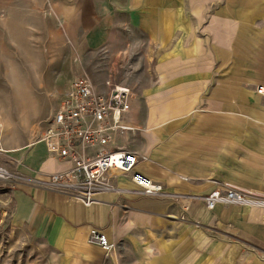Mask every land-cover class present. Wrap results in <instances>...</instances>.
<instances>
[{"label": "crops", "instance_id": "obj_1", "mask_svg": "<svg viewBox=\"0 0 264 264\" xmlns=\"http://www.w3.org/2000/svg\"><path fill=\"white\" fill-rule=\"evenodd\" d=\"M49 6L69 43L106 59L97 90L110 80L135 91L124 118L133 130L109 147L132 152L135 171L163 188L144 195L109 171L113 189L86 207L46 185L71 165L40 138L2 151L19 153L13 225L40 238L54 264H264V208L209 210L203 200L223 185L264 196V97L254 90L264 85V0ZM91 229L115 245L109 254L89 241Z\"/></svg>", "mask_w": 264, "mask_h": 264}, {"label": "rangeland", "instance_id": "obj_2", "mask_svg": "<svg viewBox=\"0 0 264 264\" xmlns=\"http://www.w3.org/2000/svg\"><path fill=\"white\" fill-rule=\"evenodd\" d=\"M49 2L0 0V172L7 175H0V264H54L40 238L11 222V191L20 168L12 156L19 153L2 151L41 138L74 77H108L103 54L69 43Z\"/></svg>", "mask_w": 264, "mask_h": 264}, {"label": "built area", "instance_id": "obj_3", "mask_svg": "<svg viewBox=\"0 0 264 264\" xmlns=\"http://www.w3.org/2000/svg\"><path fill=\"white\" fill-rule=\"evenodd\" d=\"M104 86L106 89L99 91L88 77H74L61 93L40 139L48 155L71 165L67 171L52 174L46 185L86 207L96 202L99 191L113 189L109 171L127 175L144 195L160 194L163 188L135 171L138 159L132 152L109 147L113 135L123 136L133 130L124 118L131 112L136 93L110 80ZM254 90L264 97V85ZM203 200L209 210L217 204L264 208V196L228 185L213 189ZM89 241L106 255L115 248L98 229H91Z\"/></svg>", "mask_w": 264, "mask_h": 264}, {"label": "bare ground", "instance_id": "obj_4", "mask_svg": "<svg viewBox=\"0 0 264 264\" xmlns=\"http://www.w3.org/2000/svg\"><path fill=\"white\" fill-rule=\"evenodd\" d=\"M1 151H2V150H1ZM0 175H1V176H3V175H4V176H7V175H6L5 173H3V172H2V173L0 172Z\"/></svg>", "mask_w": 264, "mask_h": 264}]
</instances>
